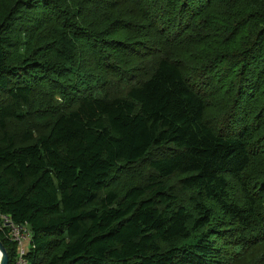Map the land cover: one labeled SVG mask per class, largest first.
Segmentation results:
<instances>
[{"label":"trees","instance_id":"obj_1","mask_svg":"<svg viewBox=\"0 0 264 264\" xmlns=\"http://www.w3.org/2000/svg\"><path fill=\"white\" fill-rule=\"evenodd\" d=\"M0 214L29 264H264V0H0Z\"/></svg>","mask_w":264,"mask_h":264},{"label":"built area","instance_id":"obj_2","mask_svg":"<svg viewBox=\"0 0 264 264\" xmlns=\"http://www.w3.org/2000/svg\"><path fill=\"white\" fill-rule=\"evenodd\" d=\"M0 231L4 232L17 247L16 264H29L27 258L32 243V233L28 226L16 224L11 216L0 214Z\"/></svg>","mask_w":264,"mask_h":264},{"label":"rangeland","instance_id":"obj_3","mask_svg":"<svg viewBox=\"0 0 264 264\" xmlns=\"http://www.w3.org/2000/svg\"><path fill=\"white\" fill-rule=\"evenodd\" d=\"M139 170V171H138ZM139 174L143 178L144 169L135 168L129 171H122L121 174L115 176L109 185V189H112L119 194L123 193L127 188L135 185V183L139 180Z\"/></svg>","mask_w":264,"mask_h":264},{"label":"water","instance_id":"obj_4","mask_svg":"<svg viewBox=\"0 0 264 264\" xmlns=\"http://www.w3.org/2000/svg\"><path fill=\"white\" fill-rule=\"evenodd\" d=\"M0 264H9V256L3 243L0 241Z\"/></svg>","mask_w":264,"mask_h":264}]
</instances>
